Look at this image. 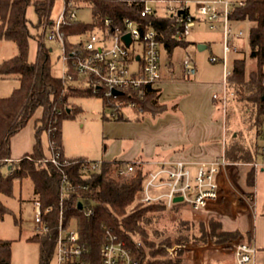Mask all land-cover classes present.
I'll list each match as a JSON object with an SVG mask.
<instances>
[{
	"label": "trees",
	"instance_id": "obj_1",
	"mask_svg": "<svg viewBox=\"0 0 264 264\" xmlns=\"http://www.w3.org/2000/svg\"><path fill=\"white\" fill-rule=\"evenodd\" d=\"M91 13L89 23L76 22L67 26L66 36L101 27L108 18L113 26H121L124 19H130L141 25L151 26L157 32V40L168 52L175 45L184 44L174 37L175 20L173 17H142L143 3L139 0H85ZM242 4L234 5L229 14V21L249 23L248 57L255 62V67L245 72V59L232 60V75L228 89L235 108L243 114V123L247 130L257 132L264 109V0H238ZM52 0H0V41L15 45V54L0 62V79L12 78L18 86L7 97L0 98V197L12 195L13 181L29 179L33 188V200L40 202L43 222L47 231L35 233L28 241L38 245V264H48L54 252L59 218V182L57 170L50 165L38 166L35 161L44 156L39 135L46 132L48 141L61 150L60 122L77 110L70 100L91 95L88 88L64 86L59 76L52 74L49 53L37 42L36 55L29 60L30 41L39 37L40 26L45 20ZM29 6L33 7L37 21L32 24L26 17ZM92 96V95H91ZM159 90L146 87L144 97L136 98V106L148 111L156 105ZM106 107V100H102ZM39 111L35 120L34 143L32 149L19 161L7 163L11 158L10 139L23 129L28 121ZM225 117V123L227 122ZM116 119H121L119 116ZM224 158L231 163H250L257 158L256 143L244 144L242 135L227 139ZM67 168L71 179L76 184L87 185V190L78 189L63 198L62 216L64 226L73 221L80 234V240L87 248L90 264H99L98 252L103 241L102 226L111 231L130 248L138 264H183L181 256L184 247L190 243L204 244L208 240L216 244L231 239H242L246 234L240 230H225L221 223L209 219L206 223H193L178 220L175 233L161 235L154 230L153 224L158 215L166 208L160 204L144 205L139 201V191L143 181V169L140 164L130 177L117 175L126 162L119 160L101 161L99 169L88 178L82 179L79 173L82 159ZM9 167V168H8ZM255 170L250 168L246 175V186L253 188ZM251 196V194H248ZM87 203L92 208V215L86 217L78 209V204ZM49 208V212L45 210ZM176 207L167 210H174ZM7 208L0 200V216L7 213ZM151 235V237H149ZM246 239V238H245ZM178 245V258H171L166 248ZM11 242L0 240V264H10Z\"/></svg>",
	"mask_w": 264,
	"mask_h": 264
},
{
	"label": "built area",
	"instance_id": "obj_2",
	"mask_svg": "<svg viewBox=\"0 0 264 264\" xmlns=\"http://www.w3.org/2000/svg\"><path fill=\"white\" fill-rule=\"evenodd\" d=\"M135 1V0H127ZM143 3L140 15L142 17L156 15L157 8L150 4H160L163 11L162 18L173 17L175 20L174 37L176 40L186 38L195 26L198 18L216 29L221 23L222 57L211 56V63L219 62L222 66V91L212 94V99L219 101L224 112L226 102L232 93L228 89L231 70L228 68V55L237 53L235 40L242 39V32H233L229 28V14L234 5L242 4L235 0H215L213 2H196L191 12L185 0H139ZM52 4L47 16L40 26L39 37L35 38L48 53L53 48L46 47L47 39L59 48L60 78L64 86L88 88L91 95L106 100V107L112 118L121 116L122 109H129L142 113V108L136 106V98L144 97L146 87L155 88L160 80L159 50L157 32L151 26L141 25L130 19H124L121 26H113L110 19L103 20L101 27L66 36L64 29L76 22L79 10L89 8L85 0H62V8L56 17L50 16ZM83 23V22H82ZM129 36L126 44L123 36ZM182 69L186 77L194 76L196 68L191 59L182 61ZM116 91L118 94H113ZM257 158L250 163H231L224 157L209 162L189 163L182 160L159 161L144 171L142 186L139 191V201L144 205L160 204L166 209L178 205L188 206L192 211L214 209L222 214H232L234 211L251 209L253 203L246 196L239 193L229 183L224 172L227 166L242 164L254 170H264V109L255 134ZM49 142V141H48ZM19 159H6L7 163ZM38 166L50 165L58 171L59 182V218L53 256L56 264H90L87 259V248L80 240L75 222L65 227L62 216L63 198L78 189L87 190V185L76 184L71 179L67 168L77 161L66 159L60 155L59 149L49 143V154L35 161ZM101 161H87L80 163L79 173L86 179L92 172L99 169ZM136 162L125 163L117 170L121 178L130 177ZM180 198V201L176 199ZM80 210L83 215H92V208L82 203ZM36 233L47 231L43 222V211L38 200H33ZM49 208L45 212H49ZM103 241L99 248V264H138L130 248L119 239L110 228L102 226ZM209 242V241H208ZM207 243V242H206ZM213 243V242H212ZM216 244V243H213ZM222 247L229 250L234 257V264H253L255 248L251 243L239 239H231ZM175 248L169 253L176 257ZM179 249V247H178Z\"/></svg>",
	"mask_w": 264,
	"mask_h": 264
},
{
	"label": "rangeland",
	"instance_id": "obj_3",
	"mask_svg": "<svg viewBox=\"0 0 264 264\" xmlns=\"http://www.w3.org/2000/svg\"><path fill=\"white\" fill-rule=\"evenodd\" d=\"M53 1L54 5L50 12L52 18L56 17L62 8V0ZM185 1L188 3L191 12H193L196 2H213L215 0ZM150 5L157 8V16L161 17L163 15L160 4ZM26 17L32 24L36 23L37 18L32 6L27 9ZM77 19L80 22L89 23L91 21L90 9L86 7L79 10ZM198 19L190 34L183 39L185 44L173 46L171 52H168L163 44L158 47L161 91L165 98L164 102L161 95V99L158 100L157 98L156 105L148 107V111L137 113L129 109H122L120 112L121 119H116L109 115L110 110L103 106L102 100L97 96H80L70 100L71 105L77 111L69 117L62 118L60 122L61 150L66 159L119 160L126 163L150 162L148 166L141 164L142 169L146 171L155 162L176 160L173 159V155L180 149L188 150L193 147L192 150L198 151L205 148L207 144L202 139L203 132L206 127L213 124L214 126L223 124L228 139L237 137L240 134L244 144L248 145L255 142V131L253 129L247 130L246 125L243 123V114L235 108L236 102L232 99V96L228 97L224 112L217 101L213 102V111L210 107V102L213 100L211 94L218 92V86H221L223 80L221 64L219 62L212 64L209 61L210 56L222 57V25L217 23V28L212 30L203 18ZM228 25L233 32H242V39L234 41V45L239 48L238 52L228 55V68L231 70L233 58L243 57L245 59V72L248 73L255 67L254 60L248 57L249 23L246 20L229 21ZM44 44L46 47L53 48V51L49 53L52 74L60 77L61 68L57 58L59 48L47 39ZM198 45H203L206 48L199 51ZM36 47V41H30L29 60L35 58ZM15 52L16 48L13 43L0 41V62L12 57ZM187 57L192 58L197 67L196 76L190 77L188 82L183 78L182 73V61ZM17 86L18 82L12 78L0 79V98L9 96ZM178 104L182 105L180 108L181 113L180 110L179 112L177 110ZM183 111L186 113L191 111L192 116L184 117ZM210 113L212 114L210 115ZM39 114L40 112L36 111L26 126L10 139L12 157H19L31 151L34 143L35 120L39 117ZM225 117H228L226 123ZM171 119L180 120L184 130L188 126L195 130L193 143L183 141L181 146L178 144L168 146L167 143L177 140L163 132L166 126L171 125L169 124ZM39 140L44 155H48L49 142L45 131L39 135ZM239 168H249V166ZM255 173L253 186L255 194L254 209L258 217L261 213H264V170H255ZM0 200L8 210L7 213L0 216V240L11 242L10 264H38V245L35 242L28 241V238L36 233L33 223V188L31 181L29 179H23L20 182L14 180L12 195L10 197L1 196ZM179 219L193 223H206L209 219H212L214 222L225 224L227 228L239 226V223L234 220L221 218L206 212H193L190 207L182 205L181 207L176 206L174 210L166 209L159 214L153 224L154 230L164 236L171 235L175 233ZM172 248H175L176 251V257L173 258H178V245L166 248L168 256L171 257L169 252L172 251ZM184 256L185 253L181 258ZM48 264H56L53 255Z\"/></svg>",
	"mask_w": 264,
	"mask_h": 264
},
{
	"label": "crops",
	"instance_id": "obj_4",
	"mask_svg": "<svg viewBox=\"0 0 264 264\" xmlns=\"http://www.w3.org/2000/svg\"><path fill=\"white\" fill-rule=\"evenodd\" d=\"M198 20L196 21V23L198 22ZM198 46H202V49H198L199 51L204 50L206 48L203 45H198ZM187 58L191 59L195 65L196 72L194 76H192V77H195L197 74V67H196L195 61L190 57H187ZM212 64H215V63H212ZM182 73H183V78L186 79L187 82L190 81V77L188 78L185 76L184 72ZM189 85H193V84H189ZM161 87H162V83H161V77H160V80L155 84V88L159 90L158 100L159 98L161 99L160 96L162 95L163 102H164L165 98L161 91ZM221 91H222V85L221 86L219 85L217 93L219 94ZM215 93L216 92H213L212 94H215ZM212 94H211V97H212ZM215 101L217 100H212L210 102L211 103L210 107L212 111L214 109L213 102ZM217 102L219 103V101ZM181 106L182 105L178 104V107H177L178 112ZM180 113H181V110H180ZM211 114L212 113H210V115ZM183 115L184 117H189V116H192V113L191 111H188L187 113L183 111ZM169 124L171 125L166 126L163 129V132L165 134H168L167 136L174 137L177 140L176 141L174 140L173 142L170 141L173 144L167 143L168 146H175L177 144L181 146L183 141H187L188 143H191V142L193 143V137H194L193 134L195 133L194 129L188 126L187 129L185 128L184 130L180 120L177 121V120L171 119ZM224 131H225V127L223 126V124L219 126L218 125L214 126L213 124V125H210L209 127H206V129L203 132L204 136L202 138L205 141V144H207L205 148L198 150V151L192 150L191 148L193 147H191L188 150H184V148L180 149L178 150V152L174 153L173 159L197 164V163H202V162L213 161L216 159H220L221 157H224L223 156L224 148H225L226 141L228 139ZM185 135L188 139L184 137ZM23 155L19 157L11 156V159H19ZM149 163L150 162H145V163L141 162L139 164L148 166ZM241 166H246V165H242V164L230 165L226 167L224 172L226 173L229 179V183L232 185V187H234L239 193L246 196L247 199L253 203V207L245 211H242V210L234 211L232 214H222L214 209H207V210H201V211H196V212H206V213L217 215L221 218H227V219L238 222L239 226L234 227V228H227L225 224H221V225H223L224 227L223 229L225 230L238 229L242 233L246 234L245 240H242V239H239V240L242 242L251 243L254 246L255 253H254L253 264H264V213H261V215H259L258 217L255 214V209H254L255 208V205H254V195L255 194H254V189H253L254 187L249 188L246 186V175L250 167L249 168H239ZM248 194H251V196ZM178 207H181V206L178 205ZM222 246L223 245L213 244L212 242H207L204 244L190 243L184 247L186 252H185V256L182 257L183 264H234L233 255L231 254L229 250L223 248Z\"/></svg>",
	"mask_w": 264,
	"mask_h": 264
},
{
	"label": "water",
	"instance_id": "obj_5",
	"mask_svg": "<svg viewBox=\"0 0 264 264\" xmlns=\"http://www.w3.org/2000/svg\"><path fill=\"white\" fill-rule=\"evenodd\" d=\"M124 41H125V43L126 44H128L129 43V36H123V38H122ZM198 49H202V46H198ZM113 94H118L116 91H113ZM262 99H264V95L262 96ZM176 201H180V198H178V199H176ZM81 208V204L79 203L78 204V209H80Z\"/></svg>",
	"mask_w": 264,
	"mask_h": 264
}]
</instances>
